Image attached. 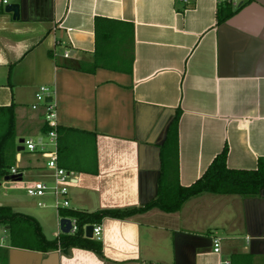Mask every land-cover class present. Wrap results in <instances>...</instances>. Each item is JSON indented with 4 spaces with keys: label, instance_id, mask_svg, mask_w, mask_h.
I'll return each mask as SVG.
<instances>
[{
    "label": "crops",
    "instance_id": "crops-1",
    "mask_svg": "<svg viewBox=\"0 0 264 264\" xmlns=\"http://www.w3.org/2000/svg\"><path fill=\"white\" fill-rule=\"evenodd\" d=\"M224 3L234 14L218 25ZM9 4L20 9L18 19L0 9V121L12 107L14 130L21 126L11 168L47 179L42 158L16 151L23 134L45 137L35 95L47 87L60 130L59 165L74 184L69 210L53 220L20 195L0 206L47 227L45 240L64 235L59 221L71 219L69 212H124L154 200L161 147L177 109L180 187L196 182L225 146L230 170H256L264 159V0ZM97 19L107 21L97 26ZM172 174L162 187H170ZM94 225L102 228L100 241L84 233L92 243L43 252L12 244L0 224V264H264V188L252 196L203 193L176 213L153 209Z\"/></svg>",
    "mask_w": 264,
    "mask_h": 264
},
{
    "label": "trees",
    "instance_id": "trees-1",
    "mask_svg": "<svg viewBox=\"0 0 264 264\" xmlns=\"http://www.w3.org/2000/svg\"><path fill=\"white\" fill-rule=\"evenodd\" d=\"M234 12L229 4L220 5L216 11V23L223 24L226 20L233 16ZM107 20L97 19V26L100 22ZM131 27V26H130ZM97 31L99 27L96 28ZM96 63V62H95ZM79 64V63H77ZM97 64V65H96ZM92 67L93 72L98 66L96 63ZM5 115L4 130L0 135V183L8 175L9 166L6 160V148L14 141V114L13 108L8 107L2 110ZM181 112L176 110L175 116L167 130L166 140L161 147V177L159 179V191L157 197L139 209L130 211H100L95 213H81L72 211L65 216L76 220L77 233L75 235H62L59 239L53 241L45 240L41 233L40 227L35 219L21 214L14 213L8 207L0 206V224L8 226L10 231L11 243L19 244L18 238L31 239L43 252L56 250L58 246L66 248L69 246H77L82 238L83 227L86 225L99 224L104 218H128L135 214L145 213L153 209L160 210L165 213H176L182 204L191 197L198 196L203 193L219 194V195H241L252 196L257 195L261 188H264V159L259 160L256 170H230L226 166L227 148L213 159L203 175L189 187H180L177 183V126ZM45 128V127H44ZM46 130V128L44 129ZM47 131V130H46ZM45 131V132H46ZM60 130L57 129V134ZM60 144V137L58 138ZM15 147V145H14ZM60 148L58 146V153ZM169 156L170 160L168 159ZM170 169L173 170V177L170 187L164 186V179L168 177ZM168 181V179H167ZM87 243H92L85 241ZM98 245V243L96 244Z\"/></svg>",
    "mask_w": 264,
    "mask_h": 264
},
{
    "label": "built area",
    "instance_id": "built-area-1",
    "mask_svg": "<svg viewBox=\"0 0 264 264\" xmlns=\"http://www.w3.org/2000/svg\"><path fill=\"white\" fill-rule=\"evenodd\" d=\"M191 0H181L183 4L188 3ZM9 4V0H0V9ZM68 57L67 54H65ZM50 97V91L47 87H40L38 93L35 95L36 103H41L44 108L43 121L47 127L44 138L25 140L22 144L24 150L32 155H37L44 160V166L49 174L47 179H40L36 181H29L21 184L23 181V175L17 168H10L8 175H20L22 185L21 189L25 192L26 196L35 199L36 206L38 208H52L56 212L63 210H69V186L74 184L72 174L66 171L59 165L58 158V134H57V120L54 111V107L51 102H47L46 99ZM37 104L32 106V109H36ZM46 138V139H45ZM51 199L46 201V199ZM71 230L69 235H75L77 233L76 220L71 218ZM87 226V225H86ZM83 227V235L85 233ZM102 235V228L100 225H93L92 239L100 241ZM219 240L213 241V251L218 253L220 250ZM226 264V263H222Z\"/></svg>",
    "mask_w": 264,
    "mask_h": 264
},
{
    "label": "rangeland",
    "instance_id": "rangeland-1",
    "mask_svg": "<svg viewBox=\"0 0 264 264\" xmlns=\"http://www.w3.org/2000/svg\"><path fill=\"white\" fill-rule=\"evenodd\" d=\"M4 123H5L4 121H0V135L2 134V132H3L4 128H5L4 127ZM20 129H21V126L17 124L16 129L14 130L15 131V133H14L15 138L20 135V133H19ZM21 132H23V131H21ZM22 136L25 139L28 138L26 136V134H23ZM31 139L35 140L34 135L31 136ZM14 145L15 144H10L6 148V152H5L6 160H7V163H8L9 166L10 165L12 166V164L14 162V154H15ZM13 166H15V165H13ZM35 174H36L35 172H33L32 175L31 174H27V173H24V174L22 173L23 181H22L21 184H24V183H26L28 181H36V180H38V179L35 178ZM21 184L20 183H12V182H4L2 180V182L0 183V201L8 199V198H10L11 196H14V195H20L21 196L20 198L22 200H25V201H28L29 203H32L31 204L32 207H34L36 209V214H38V213L45 214L50 220H53V216L55 217V213H56V211L54 209H52V208H44V209L38 208L36 206V202L37 201L35 199L27 197L25 192L19 191V190L14 191V190L10 189L12 186H17L18 187ZM48 200H51V199H49V198L46 199V201H48ZM41 233L42 234H46L45 236L48 237V238H50V236H51V233H48L47 227L46 228L43 227L42 230H41ZM17 241L20 242L23 245L24 244H31V245L35 244L31 239H28V238H18Z\"/></svg>",
    "mask_w": 264,
    "mask_h": 264
},
{
    "label": "water",
    "instance_id": "water-1",
    "mask_svg": "<svg viewBox=\"0 0 264 264\" xmlns=\"http://www.w3.org/2000/svg\"><path fill=\"white\" fill-rule=\"evenodd\" d=\"M5 12L6 13H11L12 14V17L13 19H18L19 18V13H20V9H19V6L16 5V4H8L6 7H5ZM47 102H51V98L48 97L46 99ZM24 142V139H20L18 141V147L16 149V151L19 153V152H23L24 148L22 146ZM4 182H12V183H17V182H21V176L20 175H10V176H6L4 179H3ZM59 228H60V231L62 234L64 235H68L70 233V230H71V221L69 219H61L59 221ZM85 231V237L88 238V239H91L92 238V231H93V225H87L84 229Z\"/></svg>",
    "mask_w": 264,
    "mask_h": 264
}]
</instances>
